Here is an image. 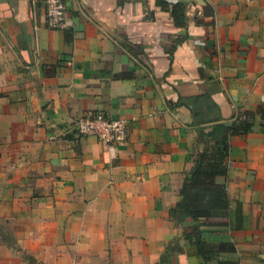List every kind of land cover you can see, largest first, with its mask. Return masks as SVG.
Returning a JSON list of instances; mask_svg holds the SVG:
<instances>
[{"label": "crops", "instance_id": "0c3cea01", "mask_svg": "<svg viewBox=\"0 0 264 264\" xmlns=\"http://www.w3.org/2000/svg\"><path fill=\"white\" fill-rule=\"evenodd\" d=\"M61 1L52 30L44 0H0V264H264V0ZM84 112L124 140L76 135ZM246 112L227 208L169 217L198 129Z\"/></svg>", "mask_w": 264, "mask_h": 264}, {"label": "trees", "instance_id": "16d2710c", "mask_svg": "<svg viewBox=\"0 0 264 264\" xmlns=\"http://www.w3.org/2000/svg\"><path fill=\"white\" fill-rule=\"evenodd\" d=\"M261 111L264 115V109ZM252 126V114L246 112L232 121L216 122L207 130L198 129L202 148L195 154L189 172L183 176L179 187L180 201L168 210L169 217L177 221L189 217L195 223H205L213 210L227 208L228 198L225 185L218 182L217 178L225 176L227 171L228 137L233 134L247 133ZM210 141L212 144H209ZM198 228V225H195L193 229L195 247L197 253L207 261L215 257L217 253L206 248ZM224 246L226 251H231L233 248L230 243ZM217 262L218 264H237L220 259Z\"/></svg>", "mask_w": 264, "mask_h": 264}, {"label": "built area", "instance_id": "2783aa9c", "mask_svg": "<svg viewBox=\"0 0 264 264\" xmlns=\"http://www.w3.org/2000/svg\"><path fill=\"white\" fill-rule=\"evenodd\" d=\"M45 27L60 30L65 27L64 6L61 0H44ZM71 127L76 135L93 136L106 143L124 140L126 121L122 117H105L101 113L84 112L76 116Z\"/></svg>", "mask_w": 264, "mask_h": 264}]
</instances>
